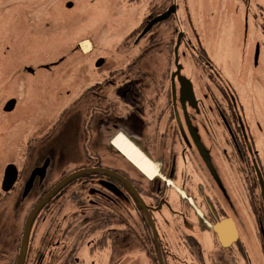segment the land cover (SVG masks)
Segmentation results:
<instances>
[{
  "label": "flooded vegetation",
  "instance_id": "flooded-vegetation-1",
  "mask_svg": "<svg viewBox=\"0 0 264 264\" xmlns=\"http://www.w3.org/2000/svg\"><path fill=\"white\" fill-rule=\"evenodd\" d=\"M193 1L161 0L149 6L133 38L135 47L146 37V61L151 52L166 51L170 60L164 64L132 60L105 66L104 57L97 56L93 79L87 65L66 64L73 54L57 55L36 68L11 66L16 73L13 88L29 83L40 69L52 85L55 77L59 81L50 98L44 97L46 104L34 96L33 106L50 117L47 122L35 120V125L52 121L27 146L30 165L23 161L18 168L8 161L3 168L13 164L17 176L7 191L1 186L3 174L0 182V264H103L91 255L105 248L108 264H119L122 258L114 255L135 239L134 218L143 233L139 238L146 260L153 264L187 260L179 256L185 249L196 260L193 264H228V252L233 260L252 264L254 250L264 264V193L257 173L264 182L262 129L251 132L236 88L202 46L190 14ZM72 2L64 1L68 11L63 13L51 2L48 23H65L76 8ZM236 2L255 10L251 22L256 32L264 33V0ZM22 7L20 0H10L0 12H11L19 20ZM163 13L167 17L138 38ZM254 44L246 54L249 61L253 52L257 65L259 43ZM69 47L75 54L79 47L93 50L86 37ZM188 57L189 67L183 62ZM70 69L81 78L78 84L68 79ZM74 84L77 92L69 89ZM58 94L66 96L64 104L57 102ZM15 105L16 98L10 96L1 107L11 112ZM120 157L133 166L119 164ZM71 164L75 166L68 170ZM78 170L83 172L68 177ZM247 210L253 251L241 219ZM217 223L224 233L234 232L226 245L214 231ZM125 224L126 230L120 228ZM78 244L86 246L89 260L76 255Z\"/></svg>",
  "mask_w": 264,
  "mask_h": 264
},
{
  "label": "rangeland",
  "instance_id": "rangeland-1",
  "mask_svg": "<svg viewBox=\"0 0 264 264\" xmlns=\"http://www.w3.org/2000/svg\"><path fill=\"white\" fill-rule=\"evenodd\" d=\"M8 1L10 0H0V10ZM64 1H73L76 8L69 13L64 20L65 23L62 24L63 21L48 23L51 6L54 3L57 4L61 13L68 11ZM160 1L20 0L23 7L19 10L21 14L19 20H13L11 12L5 14L0 12V103L2 104L10 96L16 98L15 108L11 112L4 111L0 104V182L6 162L16 163L18 168L23 161L28 163L26 165H30L32 153L27 152V146L35 144V137L46 131L47 124L49 125L52 121L44 123L45 125H35V120L41 118L47 122L50 117L47 116L48 113L45 115L39 107L33 106V100L39 97L40 102L46 104L44 97L50 98V93L56 89L54 87L58 85L59 81L58 77H55L54 85H52V78L47 77L40 69L29 77L30 79L27 80L29 83H23V86L13 88L11 82L16 73L11 72V66L32 65L36 68V65L48 62L57 55L73 54V57L67 59L66 64L87 65L90 79H93L92 74L95 69L91 66L97 56L104 57L105 66H122L132 60L137 61L139 65L164 64L166 63L165 59L170 60L166 51H160L157 54L151 52L148 57L150 62L146 61V37L138 43V46H133V38L144 25L149 6L158 4ZM247 11L243 6L239 7L236 0H194L192 7L190 6L193 28L198 33L202 46L212 55L213 62L219 67L220 72L236 88L238 100L243 105L251 132L255 133V129H262L264 143V33L256 32L255 25L251 22L250 17L253 16L255 10ZM26 19L32 23L31 26H35L34 30L26 23ZM19 24L22 26L19 27ZM56 25L59 28L55 30ZM127 34H131L129 38ZM85 37L92 40L93 50L83 51L79 47V52L73 53L69 45L73 46L76 40ZM254 43H259L260 53L257 65L254 62V53H250L249 61L246 54L247 47L253 46ZM85 44H82L83 48H85ZM143 50H145V54L139 55ZM138 59L140 60L138 61ZM189 59V57L184 58L183 61L184 65L188 67L191 64ZM75 70L70 69L68 79L75 80L78 84L81 78H78V73H74ZM96 70L98 71V69ZM48 83L50 86L47 85ZM77 84L70 86L69 89L77 92ZM75 86L76 88H74ZM58 96L59 105L60 103L64 104L66 100L64 101L62 98L66 99V96L62 94H58ZM69 96L70 98L74 97L71 93ZM125 162L133 166L125 158L118 159L119 164L125 165ZM74 166L75 164H71L67 169H72ZM141 175L145 176L142 173ZM241 219L244 223L245 238L253 251L256 244L252 232L250 233L253 226L249 210H247L246 218ZM134 220L137 225L132 233L135 235V239L124 248H119L118 253H115L114 256L122 258L119 264H153V261L146 260V247L141 245L142 239L139 238L143 233L137 224V219L134 218ZM128 223L132 224V221L130 220ZM128 226L125 224L120 228L126 230ZM80 245L78 244V247L74 249L76 255L89 260L86 246L84 248ZM189 251V249H185L182 253L179 252V256L187 260H167V262L169 264H193L196 260H191ZM102 252V254L91 255V258L98 257L103 261V264H108L106 257L109 255V248H105ZM251 253L253 254L252 264H263L258 251L254 250ZM226 258L229 259L227 260L228 264L242 263L237 258L236 261L233 260L230 252ZM256 258L261 260H256ZM205 261L210 264L211 260Z\"/></svg>",
  "mask_w": 264,
  "mask_h": 264
},
{
  "label": "water",
  "instance_id": "water-1",
  "mask_svg": "<svg viewBox=\"0 0 264 264\" xmlns=\"http://www.w3.org/2000/svg\"><path fill=\"white\" fill-rule=\"evenodd\" d=\"M168 13H163L162 15H159L157 17H155L153 20H151L144 28L143 30L141 31L140 35L138 38H140L141 36H143L146 31L149 29V27L155 23V22H158V21H161L163 19H165L167 17ZM102 60H99L98 63H101ZM258 172V177H259V182H260V185H261V188H262V191L264 193V182H263V179L261 177V174L259 172V170H257ZM83 171L82 170H78L72 174H70L68 177H73V176H77L79 175L80 173H82ZM16 176H17V170H16V167L13 165V164H8L5 169H4V172H3V178H2V183H1V186H2V189L4 191H7L9 189V187L12 186V184L14 183L15 179H16ZM37 207L31 212V214L29 215L28 217V220H27V223H29V220L30 218L33 216V214L35 213ZM221 224L222 223H217L214 225V231L217 233L218 235V238H219V241L221 242L222 245H226L228 243V241L230 239L233 238L234 236V232L233 230L229 233H224V231L221 230ZM23 249H24V246L21 248V252H20V257H22V252H23Z\"/></svg>",
  "mask_w": 264,
  "mask_h": 264
},
{
  "label": "bare ground",
  "instance_id": "bare-ground-1",
  "mask_svg": "<svg viewBox=\"0 0 264 264\" xmlns=\"http://www.w3.org/2000/svg\"><path fill=\"white\" fill-rule=\"evenodd\" d=\"M142 152V151H141Z\"/></svg>",
  "mask_w": 264,
  "mask_h": 264
}]
</instances>
